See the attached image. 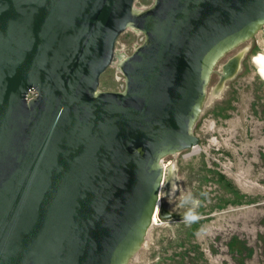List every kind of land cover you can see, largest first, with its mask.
Wrapping results in <instances>:
<instances>
[{
  "label": "water",
  "instance_id": "obj_1",
  "mask_svg": "<svg viewBox=\"0 0 264 264\" xmlns=\"http://www.w3.org/2000/svg\"><path fill=\"white\" fill-rule=\"evenodd\" d=\"M136 2L0 0V264L137 260L165 158L199 145L216 67L264 29V0ZM113 66L125 87L102 91Z\"/></svg>",
  "mask_w": 264,
  "mask_h": 264
},
{
  "label": "rangeland",
  "instance_id": "obj_2",
  "mask_svg": "<svg viewBox=\"0 0 264 264\" xmlns=\"http://www.w3.org/2000/svg\"><path fill=\"white\" fill-rule=\"evenodd\" d=\"M153 2L137 0L136 6ZM263 30L216 67L195 129L199 151L165 158L170 180L158 222L131 264H264ZM143 41L127 31L117 49L131 55ZM124 87L116 67L103 74L102 91ZM189 195L199 201L194 220L184 219Z\"/></svg>",
  "mask_w": 264,
  "mask_h": 264
},
{
  "label": "clouds",
  "instance_id": "obj_3",
  "mask_svg": "<svg viewBox=\"0 0 264 264\" xmlns=\"http://www.w3.org/2000/svg\"><path fill=\"white\" fill-rule=\"evenodd\" d=\"M184 202L190 204L192 207L189 208V210L185 213L184 219L185 220H189L195 219V214H194V208L198 207L199 205V201L195 200L194 198H192L190 195L186 196L184 198Z\"/></svg>",
  "mask_w": 264,
  "mask_h": 264
},
{
  "label": "bare ground",
  "instance_id": "obj_4",
  "mask_svg": "<svg viewBox=\"0 0 264 264\" xmlns=\"http://www.w3.org/2000/svg\"><path fill=\"white\" fill-rule=\"evenodd\" d=\"M263 32H264V30H263ZM263 68H264V58H263ZM198 148H199L198 146L195 147V148H193V150H194L195 153L199 151ZM175 156H176V155H175ZM163 165H164V168H165V181H164L163 187H165V184H166V182H167L168 180H170V177L167 176L168 165H166L165 163H163ZM170 170H171V169H170ZM170 170H169V171H170ZM162 195H163V190H162ZM160 205H161V201L158 203V207H157L156 215H155V217H154V224H153V226L158 222V213H159V211H160Z\"/></svg>",
  "mask_w": 264,
  "mask_h": 264
},
{
  "label": "built area",
  "instance_id": "obj_5",
  "mask_svg": "<svg viewBox=\"0 0 264 264\" xmlns=\"http://www.w3.org/2000/svg\"><path fill=\"white\" fill-rule=\"evenodd\" d=\"M122 91V90H121ZM35 97H37V92L35 91V90H30V92H29V95H28V98L29 99H33V98H35Z\"/></svg>",
  "mask_w": 264,
  "mask_h": 264
}]
</instances>
